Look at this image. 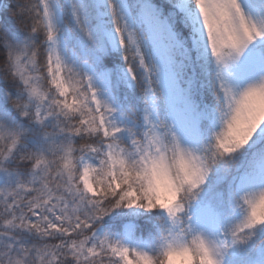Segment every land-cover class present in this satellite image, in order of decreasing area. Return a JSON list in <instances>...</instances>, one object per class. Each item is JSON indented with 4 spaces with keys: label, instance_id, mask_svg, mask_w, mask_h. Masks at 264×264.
<instances>
[{
    "label": "snow or ice",
    "instance_id": "1",
    "mask_svg": "<svg viewBox=\"0 0 264 264\" xmlns=\"http://www.w3.org/2000/svg\"><path fill=\"white\" fill-rule=\"evenodd\" d=\"M0 264H264V0H0Z\"/></svg>",
    "mask_w": 264,
    "mask_h": 264
}]
</instances>
